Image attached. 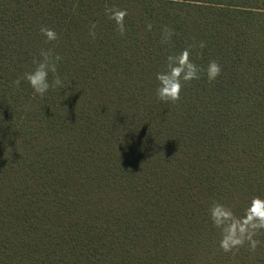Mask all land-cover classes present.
<instances>
[{
	"label": "trees",
	"instance_id": "trees-1",
	"mask_svg": "<svg viewBox=\"0 0 264 264\" xmlns=\"http://www.w3.org/2000/svg\"><path fill=\"white\" fill-rule=\"evenodd\" d=\"M106 6L127 9L125 35ZM200 41L192 61L221 74L160 101L166 57ZM48 48L64 88L15 87ZM256 196L264 0H0V264H264V232L255 252L225 253L209 217Z\"/></svg>",
	"mask_w": 264,
	"mask_h": 264
},
{
	"label": "clouds",
	"instance_id": "clouds-1",
	"mask_svg": "<svg viewBox=\"0 0 264 264\" xmlns=\"http://www.w3.org/2000/svg\"><path fill=\"white\" fill-rule=\"evenodd\" d=\"M105 14L109 20L115 21L116 29L121 36L125 35V18L128 15L127 9L117 6L105 7ZM147 30H152V24L146 25ZM41 34L45 37L46 43H52L59 39L58 33L54 29L46 26L40 28ZM88 35L97 39V24L91 23ZM176 35L175 29L167 25L161 29V43L170 44L172 37ZM203 49L206 42L200 41L198 45H189L179 54L168 55L166 57L165 69L156 74L158 86L156 95L160 101L176 103L180 100V94L185 84L193 80L201 79V74L206 75L209 83L214 82L221 74V66L215 61H209L207 67H202L194 63L191 59L193 47ZM62 57L55 53L52 48L41 49L39 56L33 59L34 70L26 72L23 76L13 81L15 87L19 88L21 81L25 80L33 89L34 95L43 98L50 89L64 88V82L57 73V66ZM49 73L54 74V78L49 82ZM209 217L215 228L220 232L219 247L225 253H234L246 244L249 251L255 252L261 246V241L256 239L258 234L264 232V198L253 197L244 210L243 215L238 216L231 207L218 201L213 202L209 208Z\"/></svg>",
	"mask_w": 264,
	"mask_h": 264
}]
</instances>
